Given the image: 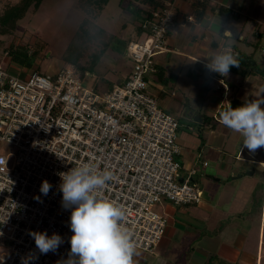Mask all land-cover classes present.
Returning <instances> with one entry per match:
<instances>
[{
	"label": "built area",
	"instance_id": "obj_1",
	"mask_svg": "<svg viewBox=\"0 0 264 264\" xmlns=\"http://www.w3.org/2000/svg\"><path fill=\"white\" fill-rule=\"evenodd\" d=\"M156 1L139 24L140 38L126 45L131 61L126 80L108 91L87 87L74 66L56 76L34 72L24 78L0 66V144L8 146L0 153V264L68 259L71 209L61 206L57 173L83 163L112 172L101 194L125 210L136 251L153 253L165 234L166 218L157 204L202 202L194 169L179 180L178 120L149 92L158 81L153 54L166 49L187 0ZM189 3L200 11L205 0ZM183 18L196 22L193 14ZM260 52L264 55V47ZM44 180L52 185L46 196L40 193ZM29 230L57 233L64 243L41 254Z\"/></svg>",
	"mask_w": 264,
	"mask_h": 264
},
{
	"label": "crops",
	"instance_id": "obj_2",
	"mask_svg": "<svg viewBox=\"0 0 264 264\" xmlns=\"http://www.w3.org/2000/svg\"><path fill=\"white\" fill-rule=\"evenodd\" d=\"M179 11L178 23L167 36L166 49L154 62L158 82L166 83L172 78L177 82L181 71L187 69V75L196 73L199 77L194 84L200 87L204 79L201 70L205 69L208 58L228 49L237 59L245 58L246 66L241 69L246 70V75L233 72L228 77L219 75V99H210L204 111L202 107L193 109L189 103L188 110L179 111V117L182 115L189 123L181 124L176 117L179 180L194 169L192 179L202 191V202L186 206L159 203V213L166 218L165 234L153 253L136 251L134 264H259L264 259V160L258 161L254 158L257 152L251 155L246 148L240 154L242 136L223 126L219 113L229 103L235 108L246 99H260L250 81L256 78L255 74L261 75L254 71L255 62L247 51L250 46L264 47V0H205L199 16L196 4L187 0ZM189 14L195 16L194 24L184 22L183 17ZM132 17L125 23L130 22L133 36L139 37L143 18ZM104 31L112 36L100 58L107 70L100 77L94 73L89 75L92 84L99 85V93L122 84L131 70V61L124 59V51L132 40L128 38L121 44L110 32ZM4 63V68L14 72L13 75L28 76L26 68L10 58H5ZM248 82L251 84L243 86ZM154 83L149 87H154ZM158 91L162 95L163 91ZM162 104L169 113L172 101L164 99ZM182 127L187 130L184 138L180 133ZM251 171L253 174H249ZM260 196L262 206L257 219L256 200Z\"/></svg>",
	"mask_w": 264,
	"mask_h": 264
},
{
	"label": "rangeland",
	"instance_id": "obj_3",
	"mask_svg": "<svg viewBox=\"0 0 264 264\" xmlns=\"http://www.w3.org/2000/svg\"><path fill=\"white\" fill-rule=\"evenodd\" d=\"M16 1L17 0H1L0 11L3 10L5 5L15 3ZM118 2L119 0H109L100 17L97 19L96 24L110 32L121 44L125 42V40L130 39L133 41L139 39L140 37L133 36V31L130 28L132 24L130 22L125 23L128 19L133 18L132 15L127 11H123L119 7ZM131 2L133 3L134 1L122 0V5L125 6ZM38 9L39 10L35 13L28 11L23 19L17 21L13 33H0L1 67H5L4 59L10 58L12 62L18 63L23 66V68H26L28 75L36 72L41 75L56 76L65 66H74L77 68L75 65L65 63L62 58L66 50L69 49L68 46L71 40L78 34L75 32L78 30V26L83 18V14L77 9V0H43L42 5ZM123 24L125 25L124 28L122 27ZM252 25L253 24H251V26ZM252 40H254V38ZM73 42V46L75 45V47L78 48L79 45L75 44L76 40ZM94 45V43L86 44L87 54L83 58H86V56H89V54L97 50V48L94 49ZM247 52H251V59L255 62L254 71L258 70L264 73V55L260 52V48L257 46H250ZM161 53L162 52L158 51L154 52L152 58L153 62L156 63L155 59ZM124 59L129 60V55L126 50L124 51ZM101 61L100 59L97 61L95 70L81 71V78H83L85 85L89 88H93L97 92H101L100 87L99 85L96 86L92 84L93 81L89 75H91L90 73H94L99 77L103 75L107 70V65ZM174 71L176 70L174 69ZM186 71L187 69L181 71L177 82L172 78L162 84L157 81L154 83V87H149V92L156 96L160 107H164V104H162L164 99H170L172 101L169 113L179 118V122L184 125L189 123L182 115L179 117L178 113L182 110H188V103L193 109L202 107L204 111L205 108L208 107L210 99L220 98V91L217 88L219 84L217 82L219 74L215 75V73H210L206 68L201 70V77L204 79L201 80L202 82L199 81L202 85L196 87L194 82L199 77L196 73H189L187 75ZM10 72L14 73L12 71ZM255 75V79L252 80L251 78L252 81L250 82H252V84L248 82L243 84V86L246 87V84H251V88H253L258 97H260L259 100H264V98H262L264 97V78H262L264 76ZM158 87H160V89H158ZM195 88L197 89L195 90ZM158 90L163 91L162 95H158L160 93ZM172 92H174V96H172ZM190 126H193V123H191ZM180 133H182V138H184V135L187 133L186 128L182 127ZM7 147L8 146L5 144H0V153H5ZM254 158L260 162L264 160V148L258 149L256 157ZM256 202H258V210L256 209L257 212H254H256L258 219L260 214L259 209L262 206L261 196ZM160 205L157 204L155 206L157 212L160 211ZM259 264H264V259H262Z\"/></svg>",
	"mask_w": 264,
	"mask_h": 264
},
{
	"label": "clouds",
	"instance_id": "obj_4",
	"mask_svg": "<svg viewBox=\"0 0 264 264\" xmlns=\"http://www.w3.org/2000/svg\"><path fill=\"white\" fill-rule=\"evenodd\" d=\"M239 66L238 59L230 49L212 54L204 64L208 72L222 77H228L230 69ZM262 105L264 100L246 99L235 108L229 103L219 113V122L242 136L240 154L245 148L251 155L264 148ZM57 175L62 192L61 206L71 209L69 227L73 233L69 238L68 259L63 264H134L136 243L132 232L124 224L125 210L101 194L102 189L113 179L112 172L83 163ZM51 188V183L44 180L40 193L46 196ZM36 199L39 200V197ZM29 235L41 254L55 252L64 243L57 233L49 236L46 231L29 230Z\"/></svg>",
	"mask_w": 264,
	"mask_h": 264
},
{
	"label": "trees",
	"instance_id": "obj_5",
	"mask_svg": "<svg viewBox=\"0 0 264 264\" xmlns=\"http://www.w3.org/2000/svg\"><path fill=\"white\" fill-rule=\"evenodd\" d=\"M133 1V3L131 2L124 6L122 5V0H119L118 5L133 15L137 20L142 19L148 13L143 7H157L156 0ZM108 2L109 0H77V9L83 14V18L78 26V30L75 32L78 34L74 36L68 46L70 50L67 49L62 58L65 63L75 65L80 71L81 77L82 70L85 72L94 69L97 61L102 57L108 43L112 39L109 33L101 29L95 23ZM41 3L42 0H18L16 3L5 5L3 10L0 11V31L2 33H13L17 21L23 19L28 11L35 13ZM201 13L202 11L198 12V16ZM74 40H76L75 44L79 45L78 48H76L75 45L73 46ZM88 43H94V49L97 48V50L93 51L89 56H86V58H83L87 54L85 46ZM72 46L73 48L71 49ZM238 61L240 65L239 68L232 67L230 72L246 75V70L241 69L246 66L245 58L240 57Z\"/></svg>",
	"mask_w": 264,
	"mask_h": 264
},
{
	"label": "water",
	"instance_id": "obj_6",
	"mask_svg": "<svg viewBox=\"0 0 264 264\" xmlns=\"http://www.w3.org/2000/svg\"><path fill=\"white\" fill-rule=\"evenodd\" d=\"M258 74H260V75H262V76H264V73H262V72H260V71H256ZM249 174H253V172L251 171Z\"/></svg>",
	"mask_w": 264,
	"mask_h": 264
}]
</instances>
